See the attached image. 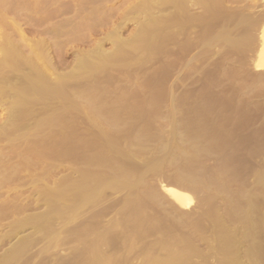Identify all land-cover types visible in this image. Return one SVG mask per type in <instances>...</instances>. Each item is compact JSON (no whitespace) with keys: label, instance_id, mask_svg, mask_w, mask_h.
<instances>
[{"label":"bare ground","instance_id":"1","mask_svg":"<svg viewBox=\"0 0 264 264\" xmlns=\"http://www.w3.org/2000/svg\"><path fill=\"white\" fill-rule=\"evenodd\" d=\"M9 1L12 0H0V111L3 110L6 112L3 117H0V229L5 230V227L8 229L7 231L5 230L6 232L4 231L5 233H0V249L7 246V244L9 246L6 250L0 253V264H32L34 262L33 258L37 257L38 254V251L35 250L37 245L42 243V246L44 245L45 249L41 250L46 253L47 244L48 248L61 245L63 241L61 239L62 234H68L70 238L79 245V248L77 249V257H79V259L76 257L78 260L77 262H73V264H132L134 258H139L138 260H141L140 264H264V138H262L264 135L260 136L261 127L264 129V127L261 126V124L264 123V117L261 114L264 109H262L261 112H259L260 109L257 111L262 116L259 115L258 117H253L257 119L263 117L261 118L263 121L259 120L261 124L255 123L258 127V129L256 127V131H260L257 132L259 133V135H256L257 137L254 136L255 132H252L253 135L245 134H251L250 130H248L250 128H246L247 119L250 121L249 116L251 117V115L248 114V116L247 114H244L246 111H248L247 113L251 112L249 110L255 107L252 103L247 104V102H252L254 99H258L262 108H264V0H140L139 5L133 9V14L135 13L134 15L137 16H134V18H136L138 26L136 29L137 31L133 34L134 36L132 38L128 40L123 39L121 35L126 22V20H124L113 31L108 32L106 37L96 43L93 48H89L90 50L88 51L84 50L77 53L75 55V66L72 70L63 75L58 74L54 80L47 76V69L51 71L55 69L52 60L49 57L50 54L47 47V38L36 41L35 39L31 40L32 38L29 39L30 37L27 36V31L22 28L20 20H18L16 16L15 18L8 17L10 14L8 8L11 6ZM105 1L106 0L66 1L67 7L65 8H67V10L64 11V9H62L64 12H61L70 14L66 15L69 17L61 19L55 24L53 23L50 28L49 24L48 29V19L45 14L47 11L43 13L44 15L41 14V12L32 15L33 13L31 11L30 14L33 17L41 14V16H37L39 18L36 17L39 19L38 24L40 25L38 26L40 28L36 29V33L47 37L48 32V34L53 35L52 38L53 40H56L55 43L61 46L64 45L63 43H70L78 40L79 36L77 37V35H80L79 33L81 32L79 30L84 27L89 32L90 27H92L91 31L94 30L98 25L94 26V28L90 25H92V21H94L95 18L100 19L102 14L104 16L103 19L105 20L98 19L101 23L96 21L93 23L101 25L103 21L107 25V21L110 22L112 10L106 6L107 4L104 3ZM22 2L24 4V0ZM28 2L33 3V1ZM235 2L241 6H234L232 3ZM228 3H231L234 8L228 6ZM40 4L47 5V3L43 4L42 1ZM42 5L41 8L46 7H42ZM34 6L37 7V4H34ZM12 8L13 7L11 6V10ZM16 9L15 11L13 10L15 15ZM34 10L32 11L34 12ZM18 11L23 14L25 12L24 10H21L24 12H20V9H17V14ZM51 13L53 14L54 12ZM51 13L49 14L51 15ZM100 13L102 14L97 17ZM26 14L27 12L24 16L26 20L21 17V14L19 18L21 17L25 22H31L33 19L32 16H26ZM52 16L53 18L55 17L54 15ZM56 16L58 17V15ZM59 18L60 17H58V19ZM88 21H91V24L88 23ZM86 23L90 25L85 26ZM32 25L35 26L34 23ZM81 25L84 27L82 26L81 28ZM32 28H30V30ZM34 28L33 31L31 30L33 34L35 32ZM81 34H83V32H81ZM105 42H110L113 45L114 50L111 52L106 51L104 48ZM216 48L218 49L216 50ZM214 50L217 52L215 53ZM212 53L229 57L230 59H226V61L231 60L232 58L234 61L236 60L237 64H235V62L233 65H239V72H242V75L238 72L236 75H240L241 77L235 76L232 80L238 81L237 83L242 82L243 85L244 83H247L245 84V89H248L249 91H245L244 93L241 92L243 95H239V91L237 92L238 95H234V93L231 94V90L236 89V85L239 87V84H236L234 81L231 82L232 80L230 81L229 72H232L233 74L237 66L234 67V69H231L232 71H224V76L221 78L227 76L228 78L226 77V79L228 82L230 81L228 83L230 85L229 87L228 85H224L225 87L223 88L226 90L229 89L228 91L233 95L231 96L232 98L234 96V98H236V96L244 97V95H248L249 98L248 96L245 97L248 98L249 101L245 100V97H241V100L243 99L245 101H241L240 103L244 104L239 106L238 104L240 103L237 102L238 104L235 105V101H228L231 97H229V92L224 91V89L223 91L229 95L224 94L223 96L226 97L222 99L226 100L224 103L221 102L223 108H225L222 111L223 121L220 120L216 122L215 118L212 117L211 119V117L207 116L209 114L207 113L208 111H204L206 114L205 120L209 123L207 127L210 128L212 126L210 129L214 128L213 130L216 131L213 124L217 123L215 125H219L220 127L218 126V128H222V132H216L221 134L217 135L214 131V137H212L210 132H204L205 135L209 136L205 137L199 135L198 138L196 135L197 131L195 130L192 132V139L195 145L190 147L193 148L190 150H194L192 151L194 152V156L192 155L193 153L189 154L195 157L192 162L196 163L193 164L200 166V159L198 161L197 159L201 158L200 155L204 154L209 162L213 161L215 164L216 160L221 163L224 162V164H219L221 170H216V168H218V166L216 167L217 164H211V166L216 167H214L215 169L212 168L217 171L215 173H212L208 167V171L205 170L202 172H200L199 167L190 168L192 170V174L190 173L191 179L189 181L190 188L185 186L186 188L183 187V189H177L171 186H169L170 188H167L168 186H166L165 190L169 198L164 197L161 200V196L155 190L151 191L150 198L152 199L148 197L149 201L160 199L165 206L167 203H170L168 206L172 208L175 207L177 211L181 210L178 209V207L183 208L182 210H184V208H191V211L195 213L197 210L202 211L201 215H193L188 220V226L190 227L191 232L189 236L185 237L175 233V228H173V230L170 228L173 226L172 224L167 228V225L165 227V225H162L159 222H154L152 217L150 218L153 220H150L149 216L148 218L147 216L146 218L144 217L146 198L142 197L144 194H142V196L138 194L136 188L146 178V175L142 174L145 173V171L142 169L140 170V168L146 167L149 169V172L154 173L155 169L153 170V168H151L152 166L154 167V164L150 165V162H152L150 161L143 167L139 166V164L136 165L137 163L135 164V162L129 158L128 154L124 152L125 149L122 147V149L120 148L119 141L122 143V140H120V137H116L119 141L116 140V138L114 139V134H111V128L113 127L108 124L109 122L107 119L116 118L118 116V111L115 108L123 109L131 107L132 104L128 102V98L130 101V97L127 93H123L122 95H119L121 97L118 98L117 101H114L115 103L110 102L109 100L113 101L116 100V98L113 100L111 98L108 99V93L105 94V89L99 88L102 85H99L98 81H100V77H104L105 73L109 70L111 71V69L119 70H114L116 73H119L121 70V72L123 71L127 74V69L130 70V68H133L134 66H150L149 63L154 61V57L155 60L158 59L156 60L157 62L154 61L157 65L159 63L165 64L166 61L163 59H166L168 56L169 57L166 60L172 56L176 57L175 61H177V68H175L178 71L174 68L175 74L178 73L179 76H182V73L185 71H188L190 74L196 73L197 75L199 72L202 74L203 71L204 73L207 72V70L204 68L202 69V67H204L205 64V67H207V64H209L207 63V60ZM170 54H172V56H170ZM159 57L163 58L162 60L164 63L162 61L160 62L161 58L159 60ZM215 58H213V60L220 59V57ZM215 60L214 62H216V64L220 62V60H217L218 62ZM221 61H223L222 58ZM234 61H230L231 63L229 65L227 63V66H231ZM146 63H148V65H146ZM153 63L150 67L156 64ZM167 64L168 63L162 65V68L159 66L160 69H162L159 70L160 73H163V76L159 75L160 77H163V81L160 80L161 84L159 83V80L157 81L149 78L152 81L159 83H155L156 85L152 86L153 88L157 87V89H159L157 97L165 94V86H163L162 82L165 80L164 85L167 84V76L171 75V73H168L169 70H166L168 69L166 67H169ZM196 64L203 65L201 67L203 71L196 68ZM221 66V63H219L218 68H216V65L215 68L220 70ZM249 67H251V69L253 67L258 73L253 74V70L251 74L248 72L251 71L249 70ZM163 68L168 71L166 74L165 72H161L164 70ZM210 69L211 68H209V70ZM110 71L108 73H111ZM123 72L120 73V75L124 74ZM216 72L215 74H212L213 72H211V74H206L217 76ZM138 74L141 75L140 73ZM201 74L199 73V75ZM250 74L255 76L251 77ZM242 76L246 79L243 81L240 80L239 82L238 79H242ZM106 77H110V75ZM124 77H126L125 74ZM248 78H250V81ZM106 79H108V81H106ZM106 79L104 78L102 80H105L104 83L107 82L106 84L108 85V82L113 78L111 77L110 80L109 78ZM226 79H222V86L226 83V81H224ZM82 81H85L87 86L83 85L84 83ZM82 85L86 87H82ZM247 85L249 88H247ZM94 86L102 90H99ZM202 86L204 87L203 84ZM230 86H232V89ZM177 87L180 86L178 85ZM105 88H107V86ZM212 88L214 89V87ZM184 89L187 90H184L183 92L189 91L188 88ZM199 91H201V89ZM219 91L221 90L219 89ZM122 92L126 91L123 89ZM206 92L202 98L210 99V92ZM153 94L156 93L154 92ZM207 94L209 95L208 97L205 96ZM197 96L201 97L199 94H197ZM200 97L198 100L196 99V101H203V103L207 105V102L204 101H208V99L202 100ZM145 98H143L142 101L145 100ZM161 100L163 102V100L166 101L169 99L165 100L161 98ZM106 101L109 102L106 103ZM82 102L84 103L82 104ZM190 102L193 103L194 101L192 100ZM231 103L233 104L231 105ZM134 104L135 103H133V108ZM158 104L160 105L161 103ZM200 104L198 103L197 106ZM246 104L247 108L251 105H253V108H251V106L249 107L251 109H245ZM152 105L153 104L150 106ZM166 105L170 104L166 103L164 105L165 108L167 107ZM161 106H159V108H161ZM233 106H236L237 109L234 107L235 111L232 112ZM242 106H244L243 108L246 111H242V108H240ZM67 107L68 109H74L76 112H83L85 113L84 115L89 118L85 119V121L80 119V121H82V124H86V122L88 123L86 120H89L92 127L90 124H86V126H90L89 128H91V131L94 130L93 132H95V129L97 130L96 133H92L93 137L91 140L88 138V140H84L85 138L83 139L82 136L80 137L70 130V127H68L70 121L68 122L67 119L74 116L69 115V117L66 118L68 114L62 110L64 108L67 109ZM82 108H85L84 111H82ZM48 112H51L49 117H47ZM216 112H219V110L217 109ZM234 112H236V114ZM252 112L254 113V111ZM150 114L151 113H149V115ZM233 114H235L234 116L237 118L241 116L237 120H242L243 118L248 117L243 119V121L247 120L245 121L246 124H244L245 122L243 123L246 126L242 125L241 127L243 130L238 127L243 121H236L233 119ZM79 115L77 117H81ZM252 115L254 116V114ZM119 116H122V114H119ZM161 116L162 115L158 117ZM195 117L197 118V116ZM204 117L205 116L203 115L199 118L203 119ZM82 118L84 119V117ZM126 119L127 118H125V120ZM106 120L108 123H106ZM118 121L119 120H115L110 123H113L114 125L115 123H120ZM234 122L237 126L236 129L240 128L238 131L241 130L240 132H243L245 130L248 132L244 131V134H239L240 132L236 131V129L234 130ZM236 122H238L239 125L236 124ZM74 124L77 125V123ZM191 124L193 125L192 122ZM248 124L250 125L247 127H250L252 126L251 124L254 123L250 121ZM258 125H260V127ZM200 126L202 125L200 124ZM141 127L139 126L140 130H142ZM147 127L149 128V126ZM193 127H191V130ZM72 128L74 129V127ZM194 128L196 129L197 127ZM47 129H49L50 133L54 132V130H58V132L55 131V135L56 137L58 135L61 137L57 143L51 144L47 142ZM140 130L138 131L140 132ZM199 130L200 129H198V132L203 133L202 129ZM116 131L114 130V132ZM77 133H79V130H77ZM80 133L85 132L80 130ZM142 133H146L145 130ZM88 136L90 137V135ZM203 138H208V140L209 138L212 139V141L209 140L210 142H207L210 146H207V144L204 143L207 140L204 141ZM213 138L215 140H213ZM53 139L55 140V138ZM199 140H203V142H199ZM138 141H140V138ZM211 142H213V145H211ZM132 145L134 144L132 143ZM198 146L199 148L204 147L198 150ZM244 152L246 153L244 154ZM137 154L139 155V153ZM132 155L136 156L135 153ZM73 157L76 159L74 163L79 162L84 168L78 170L76 173L77 178L69 179L70 177H68L67 181H63L62 184L58 183L60 186L56 185L57 187L59 186L57 190L55 189L56 192H49L51 187L49 188V186H47L49 183L47 184V182H45L47 180L46 176L50 174H47L48 169L55 165L54 162L56 160H73ZM222 158L224 160H222ZM112 166H116L118 169L120 166H124L128 171L115 172L114 169L116 168L113 167V171L110 169L112 173L110 171V173H105L106 171L101 172L106 170H101V168L108 169ZM80 167L81 166H79V168ZM39 169L42 175L38 172ZM139 170L140 172H137ZM141 171L144 172L141 173ZM218 171L221 172V174ZM130 172H134V174L132 173L131 175ZM205 172V176L200 175V173ZM153 173L152 175H154ZM216 173H219L220 176ZM45 174L46 176H43ZM157 174L160 175L159 173ZM162 174L163 173H161L159 177H161ZM38 175H41V177ZM158 175H156V177ZM147 176L149 177V175ZM185 176H187V178L189 177V175ZM44 177H46L45 181L43 179ZM232 187H235L236 189H233ZM23 188L33 189L35 193L37 190L41 189L37 194L40 192L43 198H45V203L47 204L48 202L50 207L48 214L46 211L40 216L32 214L22 218L20 217L22 213L26 211V208L23 207L20 202L22 201L20 199H22L21 196H23L21 193V189ZM187 189L190 190L189 192H191L192 195L186 192ZM110 192L125 193V196L123 195L124 208L121 212L125 214V216L127 214L128 217L123 221H117V219H115L113 223L110 225L106 224V227H104L102 220L110 209H107V206L105 207V210H101V208L103 207L102 205L106 203L104 202L105 199L109 198L107 196ZM148 194L149 191L146 192V195ZM41 195L40 197L42 198ZM112 199H107V201H111ZM195 199H197V201L195 206H193ZM155 202L156 204H159V202ZM112 204L115 203L113 202L109 205ZM32 205L33 203L28 206V209L30 207L32 208ZM115 208H117L116 205ZM86 211L92 213L91 216H89L91 218L88 219L89 217H87V214L86 219L83 218L80 221L79 218L83 217ZM10 218L12 221L5 226L3 222ZM57 220L66 223L63 229L59 230V228L57 230V228L54 227L57 225L55 224ZM78 220L79 222L76 223ZM28 230H30V233L24 235V232L26 233ZM152 234H159L158 243H154V245H158V247L147 251L145 246L142 247L143 249L141 251L135 252L136 245L140 244L143 238L145 239V236ZM66 241L67 240L65 239V242ZM141 245L144 246V243ZM43 252L42 254H44Z\"/></svg>","mask_w":264,"mask_h":264},{"label":"rangeland","instance_id":"2","mask_svg":"<svg viewBox=\"0 0 264 264\" xmlns=\"http://www.w3.org/2000/svg\"><path fill=\"white\" fill-rule=\"evenodd\" d=\"M23 1V0H22ZM21 0H12V1H9V3H11V6L13 7L12 8V10H11V6H9V15H8V17L9 18H15V16H16V18H18V20H20V22H21V25H22V28L23 29H25V31H27V33H28V35L27 36H29L28 38L29 39H31V40H33V39H35V41L36 40H39V39H43V38H47V47H48V52H49V54H50V59L52 60V64H53V67L55 68L53 71H51V70H48L47 69V76L51 79L52 78V80H54L55 78H56V76L59 74V75H63V74H66V73H68L69 71H71L72 70V68L75 66V55L77 54V53H79V52H82V51H84V50H86V51H88V50H90L89 48H93V46L94 45H96V43H98L99 41H101V40H103L105 37H106V35H107V33L108 32H111V31H113L119 24H121L124 20H126V22H125V25H124V28H123V30H122V32H121V35H122V37H123V39H130V38H132L134 35L133 34H135V32L137 31L136 29H137V26H138V24H137V21H136V18H134V14H133V9L134 8H136L137 7V5H139V3H140V0H106L104 3H106L107 5V7L108 8H110L111 10H112V16H111V18H110V22L109 21H107L108 22V24L106 25V23H104L103 21L105 20V19H103L104 18V16H103V14L102 13H100L99 15H97V17H99L101 14V18L99 19V20H102L103 19V21H102V24H105V25H100V24H97V23H93L94 21H96V22H98V23H101L97 18H95V20L94 21H92V25H90L91 23V21H88V23H90V24H88V23H86V25L85 26H87V25H90V26H93V28H94V26H97L94 30H92L91 31V29H92V27H90V32L87 30V29H85V27L83 26V25H81L80 27L82 28V26L84 27L83 29H81V28H79V29H81V30H79V31H81V32H83V34H81V32L79 33L80 35H77V37H78V40H76V41H72V42H70V43H63L64 45H61V46H59V45H57V43H55V41L56 40H53V35H50V34H48V32H47V37L46 36H43V35H38L37 33H36V29L38 28H40V27H38V26H40L39 24H38V20L39 19H37V18H39V17H37V16H41V14H43V13H45V11H47L45 14L47 15V29H48V25L50 24V26H49V28L50 27H52L51 25H53V23L55 24L57 21H60L61 19H65V18H68L69 16H66V15H70V14H66V13H63L65 10H67V8H65V7H67V2L66 1H68L69 2V0H26L27 2L28 1H33V5L31 4V3H27L25 0H24V4H23V2H22ZM34 1H36V2H34ZM43 2V4H45V3H47V5L45 4V5H42V4H40V2ZM44 1H45V3H44ZM49 1V2H48ZM52 1V2H51ZM64 1V2H63ZM108 1V2H107ZM15 2V3H14ZM39 4H38V3ZM14 5H13V4ZM27 3V4H26ZM236 3V2H235ZM232 3V4H234V6H239L240 4H238V3ZM18 4H20V5H18ZM25 4H26V6H25ZM31 4V5H30ZM34 4L36 5L37 4V7L36 6H34ZM50 4V5H49ZM232 4L231 3H228L227 5L228 6H232ZM10 5V4H9ZM16 5V6H15ZM18 5V6H17ZM41 5H42V7L43 6H46V7H43V8H41ZM25 8H24V7ZM30 6V7H29ZM39 6V7H38ZM62 6V7H61ZM105 6V7H106ZM234 6H232L233 8H234ZM241 6V5H240ZM8 7V6H7ZM47 7H48V9H47ZM231 7V8H232ZM17 8L18 10L20 9V12H24V14L23 13H19V11H18V14H17V9H16V15L14 14V11H15V9ZM32 8H34V9H37V10H34V9H32ZM39 8V9H38ZM46 8V9H45ZM31 9V10H30ZM42 11H41V10ZM53 9V10H52ZM62 9H64V11L62 10ZM14 10V11H13ZM21 10H24V11H21ZM32 10H34V12L32 11ZM38 10H40V11H38ZM51 10V11H50ZM58 10H60V11H58ZM11 11V12H10ZM30 11L33 13L32 15H36L37 13H39V12H41V14H38L37 16H32L31 14H30ZM37 11V12H36ZM56 11V12H55ZM61 11H63V12H61ZM27 12V14H26V16H28V15H30V16H32V21L30 22H25L24 21V19H25V13ZM51 12H54L53 14L51 13ZM60 12V13H59ZM49 13H51V15L49 14ZM20 14L22 15L21 17L22 18H24L23 20H22V18L20 19L19 18V16H20ZM48 14H49V18L51 19H49L48 18ZM44 15V14H43ZM42 15V16H43ZM52 15H54L55 17L53 18V16ZM56 15H58V17H60L59 19H58V17L56 16ZM14 16V17H13ZM51 16V17H50ZM37 17V18H36ZM135 17H137V16H135ZM57 18V19H56ZM22 20V21H21ZM26 20V19H25ZM19 22V23H20ZM25 22V23H24ZM106 22V21H105ZM34 23V25L35 26H33L32 24ZM37 24V25H36ZM26 25V26H25ZM24 26V27H23ZM32 26H33V28H34V30H35V32H34V34H33V28H32ZM37 26V27H36ZM26 27V28H25ZM30 28H32L31 30H30ZM88 28V27H87ZM31 32H30V31ZM88 32H87V31ZM29 31V32H28ZM32 33V34H31ZM78 34V33H77ZM85 34V35H84ZM40 36V37H39ZM83 36V37H82ZM80 37H82L81 39H79ZM51 39V40H50ZM62 39H64V38H62ZM104 48H105V50L106 51H109V52H111V51H113L114 50V48H113V45L110 43V42H105V44H104ZM218 48H216V50H217ZM216 50H214L215 51V53L217 52ZM213 51V52H214ZM197 52V51H196ZM155 56H158V55H155ZM160 56V55H159ZM170 56H172V54H170ZM162 57V56H161ZM161 57H159V60H160V58ZM169 57V56H168ZM168 57H166V59L168 58ZM215 57H220V59H217L218 61L220 60V62L219 63H221V69L220 70H218V69H216V68H218V66H219V63L218 64H216V62H214V60L216 59ZM213 58H215L214 60H213ZM221 58H222V60L223 61H221ZM236 58V57H235ZM163 58H161V60H160V62L162 61L163 63H164V61L163 60H165L166 62H165V64L166 63H168L167 65L169 66V67H166V68H168V69H166V70H169V72L168 71H166L164 68V70L163 71H161V72H165V74H166V72H168V73H171V75L170 76H167L168 77V79L166 80V83L167 84H165L164 85V82H165V80H164V82H162V84H163V86H165V94L164 95H161V96H159V97H157V95H158V93H159V89H157V87H152V86H154V85H156L158 82H156V81H152V80H159V83L161 84V81H163L162 79H163V77H160V76H163L162 74L163 73H160V71L159 70H162V69H160V67L159 66H161V68L163 67L162 65H165V64H162V63H159L158 65H157V61L156 60H158V59H156L155 60V57H154V61H156V62H154V61H151L152 63L154 62V63H156V64H154V66L152 65V67H150L151 66V62L149 63V65L150 66H144L143 67V65H140V66H131V67H133V68H130V70L129 69H127L128 70V72H127V74L126 73H124L123 71V73L125 74V76L126 77H124V74H121L120 75V73H122L121 72V70H120V72L118 73H116L115 71H119V70H115V69H111V73H105V76L104 77H100V81H102V82H100V81H98V84L100 85H102L101 87H99V88H103V89H105L104 90V92H105V94L106 93H108L107 95H109V98L108 99H115L116 98V100H113V101H111V100H109L110 102H113V103H115L114 101H117V99L118 98H120L121 96H119V95H122L123 93H127V95H129V97H130V101H129V98H128V102H130V104H132V108H133V103H135L134 104V110L131 108V107H129V108H115V109H117V111H118V113H117V115L119 116V114L121 115L122 114V116H117L116 118H108L107 120H108V122H107V120H106V123H108L111 127H113V128H111V134H114L113 135V137H114V139L117 137V138H119L120 137V140H122V143H120V141L116 138V140H118L119 141V146H120V148L122 147L123 149H125V151L124 152H126V154H128V156H129V158L131 159V160H133V162H135V164L136 165H138L139 164V166H141V167H143V166H145L146 164H148L150 161H152V162H150L151 164L150 165H152V164H154V167L152 166L151 168H153V170L155 169V172L153 173V172H149V169L148 168H140V170L142 169V170H144L145 171V173H142V172H144V171H141V173L142 174H145L146 175V178L137 186V193L138 194H140L141 196H142V194H144L142 197H145L146 199H145V206H146V208H145V212H144V217L146 218V216H147V218H148V216H149V219L150 220H153L154 222H159V223H161L162 225H165V227H166V225H167V228H169L170 227V224H172L171 226L172 227H170L172 230H173V228H175L174 229V231H175V233H177V234H179L180 236L182 235V236H185V237H187V236H189L190 235V232H191V230H190V227L188 226V220L194 215V216H198V214H200L201 215V213H202V211L201 210H197L196 211V213L195 212H193V211H191V208H187V209H185L184 208V210H182L183 208H181V207H178V209H181V210H179V211H177L176 209H175V207H170V206H168V205H170V203H167L166 204V206H165V204H163L162 202H161V200L165 197H168V195H167V193H166V190H165V188H166V186H168L167 188H170L169 186H171V187H173V188H177V189H180V188H182L183 189V187L184 188H186L185 186H187L188 188H190L189 187V181H190V176H191V172H192V168H194V167H199V170H200V172H202V171H205V170H207L208 171V169H207V167L209 168V170L212 172V173H215V172H217V171H215L214 169L218 166V168H216V170H218V169H220L221 170V167H219L220 165L219 164H224V162H218L217 160H216V164L215 163H213V161H208L207 159H206V156L204 155V154H202V155H200L201 156V158H198L197 159V161L199 160V162H200V166L199 165H194L195 163L194 162H192L194 159H195V157H193L194 156V152H192V151H194V150H190V149H193V148H190V147H193L195 144H194V142H193V139H192V132L193 131H197V137L199 138V135H201V136H205V137H207V136H209V135H205V133L204 132H210L211 133V135H212V137H214L213 135H214V131L215 130H213L214 128H212V129H210L212 126H211V123H210V128L209 127H207L208 126V122L205 120L206 119V114L204 113V111L206 112V111H208L207 113H209L207 116H209V117H211V119H212V117L213 118H215V121L216 122H218V121H220V120H222L223 121V110L225 109V108H223V105L221 104V102L222 103H224V101L226 100H223L222 98H225L226 96H223L224 94H226V95H229L230 94V92L228 91V90H226L225 88H223V87H225L224 85H228V87H229V85L230 84H228L232 79H234V77L235 76H237L236 74L239 72V70H240V68H239V65H233V63H235L236 62V60L234 61L233 60V58L231 59V60H228V61H226V59H230L229 57H227V56H223V55H216V54H214V53H212V54H210V56H209V58H208V60H207V63H209V64H207V67H205L206 66V64L204 65V67H202L201 66V64H196V68H198V69H200V70H202L203 68L205 69V70H207V72H205L204 73V71H203V73L201 74V72H199L201 75H199V73H197V75H196V73L195 74H190V73H188V71H185V72H183L182 73V76H179V74L177 73V74H175L174 73V71H175V69L177 68V66H176V62L177 61H175L176 60V57L175 56H172V57H170L168 60H166L165 58L162 60ZM172 59V60H171ZM209 59H211V60H209ZM217 60H215V61H217ZM217 61V62H218ZM230 61H234V62H232V64H231V66H229V67H231V68H229L228 66H227V63H228V65L231 63ZM172 62H173V64H172ZM211 62V63H210ZM223 62V63H222ZM235 64H237V62L235 63ZM145 65V64H144ZM146 65H148V63H146ZM166 65V66H167ZM173 65H174V67H173ZM209 65V66H208ZM215 65H216V68H215ZM195 66V65H194ZM136 67V68H135ZM138 67V68H137ZM141 67V68H140ZM176 67V68H175ZM201 67H202V69H201ZM234 67H236V69L234 70V73L232 74V72H229V71H232L231 69H234ZM143 68V69H142ZM147 68V69H146ZM159 68V69H158ZM172 68V69H171ZM175 68V69H174ZM209 68H211L210 70H209ZM229 68V69H228ZM136 69V70H135ZM139 69V70H138ZM144 71H142V70ZM216 69V70H215ZM226 69V70H225ZM115 70V71H114ZM141 70V71H140ZM177 70V69H176ZM211 70H213V71H211ZM242 70V69H241ZM248 70V69H247ZM249 70H251V71H248V72H252L253 70H254V68L252 67V69H251V67H249ZM138 71H140V72H138ZM178 71V70H177ZM217 71V72H216ZM226 71H228L229 73H230V81L228 82L227 81V79H226V77L227 76H225L224 78H221V77H223L224 76V73ZM243 71V70H242ZM135 72V73H134ZM211 72H213L212 74H215V72L217 73L216 75L217 76H212V75H207L208 73H210L211 74ZM219 72V73H218ZM138 73H140L141 75H139ZM184 73H185V75H184ZM207 73V74H206ZM242 73V72H241ZM240 72H239V74H241ZM258 72L257 71H253V74H257ZM173 74H174V76H173ZM204 74H205V76H204ZM243 74H245V73H243ZM248 74V73H247ZM252 74V73H251ZM250 74V75H251ZM108 75H110V77H106V76H108ZM136 75V76H135ZM138 75V76H137ZM160 75V76H159ZM176 75H178V76H176ZM181 75V74H180ZM196 75V76H195ZM242 75V74H241ZM183 76H185V77H183ZM208 78H207V77ZM245 76V75H244ZM244 76H242V79L240 78V79H238V78H235V79H238L239 80V82H240V80L241 81H243L244 79H246ZM246 76H248V75H246ZM252 76H255V75H251V77ZM111 77L114 79H111ZM154 79H153V78ZM178 77V78H177ZM206 77V78H205ZM211 77H214V78H211ZM237 77H241L240 75H238ZM248 77H250V76H248ZM106 79V78H109V82H108V85L106 84L107 82H105L104 83V81L105 80H102V79ZM148 78V79H147ZM149 78H151V79H149ZM160 78V79H159ZM182 78V79H181ZM183 78H184V80H183ZM219 78V79H218ZM221 78V79H220ZM228 78V77H227ZM179 79H181V80H179ZM201 79V80H200ZM212 79V80H211ZM222 79H226V80H224V81H226V83L225 84H223V86L221 85L222 84ZM250 78H248V80H249ZM161 80V81H160ZM106 81H108V79H106ZM151 81H152V83H153V85H152V83H151ZM234 80H232L231 82H233ZM250 81V80H249ZM84 84L83 85H86L87 86V84H86V82L85 81H82ZM113 82V83H112ZM175 82V83H174ZM217 82H219V83H217ZM236 84H239V87H238V85H236L237 86V88L236 89H232V86H230V88L232 89L231 90V94H233L234 93V95H236L237 94V92L239 91L240 92V94L239 95H241L242 93L241 92H245V91H249L248 89L246 90L245 89V84H247V83H244V85H243V83L242 82H240V83H237L238 81H234ZM244 82H247V81H244ZM151 83V84H150ZM156 83V84H155ZM158 83V84H159ZM205 83V84H204ZM250 83V82H249ZM106 84V85H105ZM147 84V85H146ZM202 84L204 85V87L202 86ZM207 84V85H206ZM215 84V85H214ZM82 85V87H86V86H83ZM168 85V86H167ZM174 85V86H173ZM180 86V87H177V86ZM218 85V86H217ZM231 85H232V83H231ZM98 86V85H97ZM107 86V88H105ZM177 88H176V87ZM200 86H202V87H200ZM235 86V85H234ZM95 87V86H94ZM93 87V88H94ZM141 87V88H140ZM148 87V88H147ZM166 87H167V89H166ZM206 87V88H205ZM209 87V88H208ZM212 87H214V89L212 88ZM217 87H218V89H217ZM220 87V88H219ZM222 87V88H221ZM92 88V89H93ZM95 88H98V87H95ZM98 88V89H99ZM111 90H110V89ZM120 88V89H119ZM146 88V89H145ZM158 88H161V87H158ZM174 88V89H173ZM180 88V89H179ZM184 88H188V90L189 91H185V92H183L184 90H187V89H184ZM201 89V91H199L200 89ZM247 88H249V86L247 85ZM83 90H85L84 88H82ZM97 89V90H98ZM124 89V91H126V92H122V90ZM142 89V90H141ZM192 89H193V91H192ZM211 89V90H210ZM219 89L221 90V91H219ZM225 89V90H224ZM237 89H240V90H237ZM88 90V89H87ZM99 90H102V89H99ZM109 90V91H108ZM119 90H121V91H119ZM140 90V91H139ZM144 90V91H143ZM149 90V91H148ZM152 90H154V91H152ZM157 90V91H156ZM208 90H210V91H208ZM215 90H216V92H215ZM228 91L229 92V94H227V93H225L224 91ZM96 91V90H95ZM108 91V92H107ZM169 91V92H168ZM200 93H199V92ZM210 92V94L209 95H211L210 96V99H208V98H202V96L205 94V92ZM97 92V91H96ZM119 92V93H118ZM122 92V93H121ZM142 92V93H141ZM149 92V93H148ZM151 92H152V94L155 92L156 94H151ZM166 92H168V93H166ZM188 92V93H187ZM194 92V93H193ZM206 92V93H207ZM141 93V94H140ZM196 93V94H195ZM220 93H222V94H220ZM143 94V95H142ZM192 94V95H191ZM197 94H199V95H201V97H200V99L202 98V100H206V99H208V101H204V102H207V105L206 104H204L203 103V101H196V99L198 100V96H197ZM216 94V95H215ZM230 94V96L229 97H231V96H233V95H231ZM113 95V96H112ZM137 95H139V96H137ZM148 95V96H147ZM169 95V96H168ZM208 94L207 95H205L206 97H208L209 96ZM238 95V94H237ZM243 95V94H242ZM137 96V97H136ZM155 96V97H154ZM169 97V98H163V97ZM171 96V97H170ZM204 96V97H205ZM214 96V97H213ZM219 96V97H218ZM247 97L248 95H244V97ZM106 97V96H105ZM104 97V98H105ZM108 97V96H107ZM146 97V98H145ZM235 97V96H234ZM229 98V99H231V100H229L228 99V97H227V99H228V101H230V102H233V101H235L236 103H234L235 105L236 104H238L237 102H241V101H245V100H247V101H249L248 100V98H249V96H248V98H244L243 96H236V98ZM241 97L242 98H244L245 100H241ZM143 98H145V100H143L142 101V99ZM154 98H156V99H154ZM161 98L162 99H169V100H166V101H164L163 100V102H162V100H161ZM131 99H133V100H131ZM137 99V100H136ZM152 99V100H151ZM175 99V100H174ZM194 101L193 103L192 102H190V101H192V100ZM216 99V100H215ZM220 99V100H219ZM106 100H107V98H106ZM161 100V101H160ZM215 100V101H214ZM239 100V101H238ZM251 100V99H250ZM108 101V102H109ZM134 101V102H133ZM136 101V102H135ZM138 101H139V103H138ZM155 101H156V103H155ZM158 101V102H157ZM160 101V102H159ZM175 101V102H174ZM211 101H212V103H211ZM252 101V100H251ZM107 101H106V103H108ZM133 102V103H132ZM147 102V103H146ZM150 102H151V104H153L152 106H150L151 104H150ZM168 102H170V103H168ZM172 102H173V105H172ZM200 102H201V104H200ZM84 102H82V104H83ZM143 103H146V104H143ZM158 103H161L160 105L158 104ZM170 104V105H166L167 107L165 108V104ZM200 104V105H198L197 106V104ZM249 103H252V104H254V108H253V105H251V106H248V108L249 107H251V108H253V109H251V108H249V109H251V110H249V111H251V112H249V113H247L248 111H246L245 109L247 108V104H249ZM111 104V103H110ZM127 104H129V103H127ZM129 104V105H130ZM163 104V105H162ZM218 104V105H217ZM221 104V105H220ZM233 103H231V105H232ZM244 104V103H243ZM242 103H240V104H238L239 106L240 105H243ZM247 104H246V106H245V109L243 108L244 106H242V107H240V108H242V111L244 112V111H246V113H244V114H249V115H251V117L249 116V118H250V121L252 122V123H254V124H251L252 126H250V127H247L248 125H250V124H248L250 121H249V119H247V120H244L243 121V119H246V118H248V117H245V118H243L242 120H237V119H239L241 116H239V118H237L236 116H234L235 114H236V112H238V111H240V110H238V111H236V112H234L235 114H233V119H235L236 121H243L242 123H240V125H239V123L238 122H236V124H238L239 126L238 127H242V125H244V124H246V122L245 121H247V126L246 125H244V126H246V128H250V129H248V130H250V132H251V134L249 133H245V134H247V135H253V133L252 132H255L254 133V136L255 137H257L256 135H259V133H257L258 131H256V124H261L260 123V121L259 120H261V118H263L264 117V110H263V113L261 112V110L262 109H264V108H262V105L260 104V101H258V99H254V101H252V102H247ZM85 105V104H84ZM142 105V106H141ZM148 105H149V108H148ZM161 106V108H159V106ZM205 105V106H204ZM209 105V106H208ZM136 106H139V107H136ZM145 106V107H144ZM173 106V107H172ZM175 106H177V107H175ZM197 106V107H196ZM213 106V107H212ZM140 107H142V108H140ZM151 107H154V108H151ZM178 107H180V108H178ZM216 107V108H215ZM234 107H236V106H233V109H234ZM137 108H139V109H137ZM176 108V109H175ZM219 108H221V109H219ZM247 108V109H248ZM84 109L85 108H82V111H84ZM197 109H199V110H197ZM208 109V110H207ZM214 109H216V110H214ZM217 109L219 110V112H216L217 111ZM232 109V112L233 111H235V109L233 110ZM236 109H237V107H236ZM239 109V108H238ZM244 109V110H243ZM259 109H260V111H259ZM71 112H70V111ZM122 110V111H121ZM221 110V111H220ZM62 111H65V113L66 114H68V116H66V118L67 117H69V115H73L74 117H69L68 119H71V120H68L67 119V121L69 122L68 123V127H70V130H72L75 134H77V135H79L80 137L82 136V138L84 139V140H91V138L93 137V134L94 133H96L97 132V130L95 129V132H93V131H91V128H89L90 126H91V123L89 122V120H86V121H88V123L86 122V124L88 125V124H90V126L88 127V126H86V124H82L81 122L82 121H80V119L81 120H83V121H85V119H89L88 117H86L84 114L85 113H83V112H76V111H74V109H68V107H67V109L66 108H64ZM129 111H130V113H129ZM144 111H146V112H144ZM210 111V112H209ZM252 111H254V113L252 112ZM257 111H259V112H261V114L263 115V117H259L258 119L257 118H253V117H258L259 115L260 116H262L259 112H257ZM121 112V113H120ZM138 112H139V114H138ZM202 112V113H201ZM222 112V113H221ZM6 112L5 111H0V117H3L4 116V114H5ZM142 113V114H141ZM145 113V114H144ZM149 113H151L150 115H149ZM162 113V114H161ZM219 113V114H218ZM221 113V114H220ZM239 113V112H238ZM242 113V112H241ZM254 114V116L252 115V114ZM76 114V115H75ZM80 114V115H79ZM124 114V115H123ZM142 115V117H141V115ZM156 114V115H155ZM203 116H205L203 119L202 118H199V117H202L201 115ZM49 115H51V112H48L47 113V117H49ZM81 116V117H77V116ZM144 115V116H143ZM148 117H147V116ZM160 115H162L161 117H158V116H160ZM194 117H193V116ZM242 115H243V113H242ZM195 116H197V118L195 117ZM77 117V118H76ZM82 117H84V119L82 118ZM86 117V118H85ZM138 119H137V118ZM156 117H158V118H156ZM236 117V118H235ZM73 118V119H72ZM76 118V119H75ZM125 118H127L126 120H125ZM145 120H144V119ZM194 118H196V119H194ZM194 119V120H193ZM200 119V120H199ZM209 119V118H208ZM211 119H209V120H211ZM257 119V120H256ZM80 121V122H78V121ZM110 120V121H109ZM115 120H119L118 122H120V123H115L114 125H113V123H110V122H114ZM139 120V121H138ZM154 120V121H153ZM234 120V121H235ZM73 121V122H72ZM144 121V122H143ZM147 121V122H146ZM193 123V125H194V127H197L198 129H202V131H203V133L202 132H198V129L196 128H194L193 127V125L191 124V122ZM195 121V122H194ZM197 121V122H196ZM214 121V122H215ZM256 121H258V122H256ZM261 121H263V119L261 120ZM131 122V123H130ZM211 122V121H210ZM214 122H212V123H214ZM245 122V123H244ZM74 123H77V125L76 124H74ZM85 123V122H84ZM142 123V124H141ZM148 125H147V124ZM219 123H221V122H219ZM244 123V124H243ZM256 123V124H255ZM80 124V125H79ZM141 124V125H140ZM200 124L203 126H200ZM215 124H217V123H215ZM215 124H213V127H215L216 128V131H220V132H222V128L220 129V128H218V126L219 125H215ZM264 124V123H263ZM263 124H261V126H263L264 127V125ZM116 125V126H115ZM141 127V129L142 130H140V128H139V126ZM83 126V127H82ZM147 126H149V128L147 127ZM233 126H235V128H234V130L236 129V125H235V122H234V125ZM259 127H260V125H258ZM72 127H74V129L72 128ZM92 127V126H91ZM117 127V128H116ZM152 127H154V128H152ZM191 127H193V129L191 130ZM220 127V126H219ZM252 127V128H251ZM83 128V129H82ZM84 128H85V130H84ZM121 128V129H120ZM240 128H238V129H240ZM245 128V127H244ZM87 129V130H86ZM89 129V130H88ZM113 129V130H112ZM217 129H220V130H217ZM238 129H236V131H238ZM242 130H243V128H241ZM257 129H258V127H257ZM77 130H79V133H77ZM80 130L81 131H83V132H85V133H80ZM114 130L116 131V130H118V131H116L117 132V134H116V132H114ZM122 130V131H121ZM138 130H140V132L138 131ZM145 130V132L146 133H142L143 131ZM147 130V131H146ZM149 130V131H148ZM199 130V131H200ZM206 130V131H205ZM261 135L260 136H263L264 135V129L261 127ZM47 142L48 143H51V144H55V143H57L58 142V140L60 139V137L61 136H57L56 137V135H55V131H57L58 132V130H54V132H52V133H50L49 132V129H47ZM88 131H90V132H88ZM120 131V132H119ZM128 133H127V132ZM178 133H177V132ZM215 131V132H216ZM241 131V130H240ZM240 131H238V132H240ZM245 131V130H244ZM243 131V132H244ZM114 132V133H113ZM164 132V133H163ZM175 132V133H174ZM243 132H240L239 134H242ZM245 132H248V131H245ZM260 132V131H259ZM93 133V134H92ZM118 133H121V134H118ZM172 133V134H171ZM199 133V134H198ZM204 134V135H202V134ZM217 133V132H216ZM60 134V133H59ZM82 134V135H81ZM219 134H221V133H219ZM218 133H217V135H219ZM244 134V133H243ZM53 135V136H52ZM85 135V136H84ZM88 135H90V137L88 136ZM117 135V136H116ZM122 135V136H121ZM142 135H144V136H142ZM210 135V136H211ZM52 136V137H51ZM87 136V137H86ZM148 136V137H147ZM158 136H160V137H158ZM190 136V137H189ZM201 136H200V139H201ZM260 136H258V137H260ZM124 137V138H123ZM49 138H50V140H49ZM53 138H55V140L53 139ZM88 138V139H87ZM140 138V141L141 142H144V143H141L140 141H138V139ZM158 138H159V140H158ZM176 138V139H175ZM192 140H191V139ZM262 138H264V137H262ZM125 139V140H124ZM170 139V140H169ZM261 139V138H260ZM177 140V141H176ZM203 140L205 141V140H207L206 142H204L205 144H207V142H210L209 140H211L212 141V139H210L209 138V140H208V138L206 139H204L203 138ZM203 140L201 141V140H199V142L201 141V142H203ZM213 140H215L214 138H213ZM126 141V142H125ZM172 141V142H171ZM131 142V143H130ZM199 142H198V144H199ZM132 143L134 144V145H132ZM215 143V142H214ZM171 144V145H170ZM205 144H203V145H205ZM176 145V146H175ZM183 145V146H182ZM190 145V146H189ZM211 145H213V142H211ZM168 146V147H167ZM200 146V145H199ZM199 146H198V150L199 149H201V148H203V147H201V148H199ZM206 146V145H205ZM207 146H210L209 144H207ZM124 147H126V148H124ZM148 147V148H147ZM121 148V149H122ZM129 148H130V150H129ZM145 148V149H144ZM140 149V150H139ZM147 149V150H146ZM135 150H137V151H135ZM143 150V151H142ZM144 150H146V151H144ZM152 150H154V151H152ZM185 150V151H184ZM217 150H219V149H217ZM142 151V152H141ZM220 151V150H219ZM216 152H218V151H216ZM133 153H135L136 154V156H134V155H132ZM137 153H139V155L137 154ZM187 153V154H186ZM189 153H193L192 155H190ZM246 152H244V154H245ZM142 154H144V155H142ZM170 155H172V156H170ZM189 155V156H188ZM216 155H218V154H216ZM138 156V157H137ZM142 156V157H141ZM169 156V157H168ZM136 157V158H135ZM216 157V156H215ZM168 158V159H167ZM217 158V157H216ZM73 160H71V159H63L62 161L61 160H56L54 163H55V165H53L52 167H50L49 169H48V171H47V174H49V175H47L46 176V174L45 175H43V176H46L47 177V180H46V177H44L43 179H44V181L45 182H47V184L49 183V185H47V186H49V188H50V191L49 192H56V190L58 189V187L60 186V184H62L63 183V181L65 182V181H67L68 180V177H70L69 179H75V178H77V172H78V170L79 169H81V168H84V166L83 165H81V164H79V162H76V163H74L75 162V158L73 157L72 158ZM139 159V160H138ZM146 161H144V160ZM147 159V160H146ZM159 159V160H158ZM222 160H224L223 158H222ZM221 160V161H222ZM64 161H66V162H64ZM73 161V162H72ZM148 161V162H147ZM206 161H208V162H206ZM64 162V163H63ZM194 163V164H193ZM198 163V162H197ZM208 164V166H207V164ZM211 164L212 165H216V167L215 166H211ZM76 165V166H75ZM204 165V166H203ZM79 166H81L80 168H79ZM158 168H157V167ZM75 167V168H74ZM116 168V169H114V168ZM204 167V168H203ZM215 167V168H214ZM42 168V167H41ZM40 168V169H41ZM126 167H124V166H120V168L118 169V167H116V166H112L111 168H101V170L103 169H106V170H104V171H101V172H105V173H110L111 172V170L113 171V169L115 170V172H117V171H128V169L126 168ZM191 168V169H190ZM201 168H202V170H201ZM212 168H214V169H212ZM40 169L38 170V172L41 174V172H40ZM111 169V170H110ZM123 169H125V170H123ZM51 170V171H50ZM140 170L139 171H137V172H140ZM147 170V171H146ZM110 171V172H109ZM156 171H158V172H156ZM177 171V172H176ZM206 171V172H207ZM206 172L205 173H200V175L201 176H205L206 175ZM219 172V171H218ZM112 173V172H111ZM131 173V172H130ZM133 174H134V172H132ZM132 173H131V175H132ZM152 173L154 174V175H152ZM156 173V174H155ZM157 173H159L160 175H161V173H163L162 174V176L161 177H159L160 175H158ZM191 173V174H190ZM220 174H221V172H219ZM217 174V175H219L220 176V174ZM73 174V175H72ZM42 175V174H41ZM41 175H38L39 177H41ZM51 175V176H50ZM75 175V176H74ZM136 175V174H135ZM147 175H149V177L147 176ZM156 175H158L157 177H156ZM185 175H189V177L187 178V176H185ZM42 176V177H43ZM50 176V177H49ZM73 176V177H72ZM78 176H79V174H78ZM134 176V175H133ZM183 176V177H182ZM218 176V177H219ZM64 177V178H63ZM151 177V178H150ZM181 177V178H180ZM159 178V179H158ZM42 179V178H41ZM187 181H186V180ZM182 180H183V182H182ZM56 183V184H55ZM58 183H60V184H58ZM183 183H185V184H183ZM164 184V185H163ZM55 185V186H54ZM56 185H59L58 187L56 186ZM154 185H155V187H154ZM143 186V187H142ZM177 186V187H176ZM235 186V185H234ZM48 188V187H47ZM52 188H53V190H52ZM146 188V189H145ZM233 189H236L235 187H232ZM56 189V190H55ZM232 189V190H233ZM41 190V189H40ZM40 190H35L36 191V193L34 192V190L33 189H29V188H23V189H21V193H22V195L23 196H21V198L22 199H20V200H22V201H20L21 202V204H22V206L23 207H25L26 208V211H24L23 213H22V215L20 216L21 218L22 217H24V216H28V215H32V214H35V215H43L46 211H47V214H48V211H49V205H48V202H47V204L45 203V198H43V196L40 194V192H39V194L42 196V198L40 197V195L39 194H37L38 193V191H40ZM157 191L158 193H159V195L161 196L160 197V199L159 200H150L149 201V198H150V195H151V191ZM140 191V192H139ZM144 193H143V192ZM149 191V196L148 195H146V192H148ZM190 190L189 189H187V191L186 192H188V193H190V195H192V193L191 192H189ZM162 192V193H161ZM20 193V194H21ZM42 193V192H41ZM39 195V196H38ZM112 195V196H111ZM125 196V193H121V192H119V193H113V192H110V194L108 193V196L107 197H109V198H106L105 199V201L104 202H106L105 204H104V202H103V204L104 205H102L103 207L101 208V210L103 209V210H105L106 208L107 209H110V210H108L109 212H107L106 213V215H105V217L103 218V220H102V224H103V226L104 227H106L105 225L106 224H111V223H113V221L115 220V219H117V221H123V220H126V218L128 217L127 216V214H126V216H125V214H123L121 211L123 210V208H124V200H123V198H124V196ZM114 196V197H113ZM35 197V198H34ZM38 197H40V198H38ZM149 197V198H148ZM31 200H30V199ZM38 198V199H37ZM113 198V199H112ZM122 200H121V199ZM169 198V197H168ZM29 199V200H28ZM44 199V200H43ZM107 199L108 200H110V199H112L111 201H107ZM150 199H152V198H150ZM35 201V202H33V201ZM147 200H148V202H147ZM155 201H157V202H159V204L157 203L156 204V202ZM196 201H197V199H195V202H194V204H193V206H195V203H196ZM115 203V204H112V205H109V204H111V203ZM172 202V201H171ZM33 203V205H32V208L30 207L29 209H28V206L29 205H31ZM147 204V205H146ZM153 204V205H152ZM48 205V206H47ZM115 205H116V207L117 208H115ZM107 206V207H106ZM111 206V207H110ZM150 207V209H149V207ZM106 207V208H105ZM152 207H153V209H152ZM114 208V209H113ZM164 208H166V209H164ZM172 208V209H171ZM193 208V207H192ZM113 209V210H112ZM159 209V210H158ZM169 209V210H168ZM170 209H171V212H170ZM118 210H120V211H118ZM147 210V211H146ZM152 210V211H151ZM150 211H151V213H150ZM192 212V213H190V212ZM198 211H200V212H198ZM87 212V211H86ZM85 212V214H84V216L83 217H80L79 218V220L81 221L83 218H85L86 219V216H87V214H88V216L87 217H89V216H91V212L90 211H88L87 213ZM111 212H113V213H111ZM157 212V213H156ZM164 212H166V213H164ZM178 212V213H177ZM198 212V213H197ZM149 213V214H148ZM148 214V215H147ZM168 214H170V215H168ZM185 214V215H184ZM107 215H109V216H107ZM111 215V216H110ZM118 215V216H117ZM152 215H155V216H152ZM159 215V216H158ZM182 215H184V216H182ZM190 215V216H189ZM116 216H117V218H116ZM168 216V217H167ZM150 217H152V218H150ZM91 217H89L88 219H90ZM109 218H110V220H109ZM160 219V220H157V219ZM11 219V218H10ZM10 219H7V220H5L4 222H3V224L6 226L7 225V223H9V222H11L12 221V219L10 220ZM172 220V222H171V220ZM79 220L76 222V223H78L79 222ZM107 220H109V221H107ZM155 220H157V221H155ZM162 220V221H161ZM175 220V221H174ZM61 221V220H60ZM6 222V223H5ZM108 222V223H107ZM165 222V223H164ZM169 223V225H168V223ZM177 222H179V223H177ZM63 223V224H62ZM181 223H183V224H181ZM55 224H57V225H55L54 227L55 228H57V230L59 229V230H61V229H63V227L65 226V222L64 221H62V222H59V220H57L56 221V223ZM180 226H179V225ZM61 225H63V226H61ZM175 225V226H174ZM185 225V226H184ZM60 226V227H59ZM108 226V225H107ZM188 226V227H187ZM179 228V229H178ZM187 228V229H186ZM6 231L8 230L7 229V227H5L4 228ZM177 229V230H176ZM5 230H2V229H0V233L1 234H3V233H5L6 231ZM185 230H187V231H185ZM5 231V232H4ZM178 232H180V233H178ZM30 233V230H28V231H26V233L24 232V235H28ZM23 235V234H22ZM41 235V234H40ZM68 234H62L61 235V239L63 240L62 241V243H61V245H59V246H56V247H52V248H48V244H47V252L45 253V252H43V250L45 249V247H44V245L42 246V243H40V244H38L37 245V248L35 249V250H37L38 251V254H37V257H34L33 258V260H34V264H73V262H77V260L79 259V257H77V249L79 248L78 246L79 245H77L76 243H75V241L73 240V239H71L70 238V236L68 235ZM159 234H152V235H148V236H145V239L143 238V240L141 241V243L140 244H138V245H136L137 247H135L136 248V250H134L135 252H139V251H141L143 248L142 247H145V248H147V251H149V250H153V249H155V248H157L158 247V245H154V243H158V240H159ZM151 238V239H150ZM65 239L67 240L66 242H65ZM144 241V242H143ZM71 245H70V244ZM142 243H144V246L143 245H141ZM44 244V243H43ZM153 245V246H152ZM67 246H69V247H67ZM9 246H8V244H7V246H4V247H2L1 249H0V253H2L4 250H6L7 248H8ZM152 247V248H151ZM138 248H140V249H138ZM144 248V250L146 251V249ZM202 248H203V246H202ZM41 249H43V250H41ZM159 249V248H158ZM2 250V251H1ZM69 250H71V251H69ZM73 250V251H72ZM44 253V254H42V252ZM41 252V253H40ZM72 252H73V254H72ZM74 256V257H73ZM78 259H77V258ZM76 258V259H75ZM133 258V257H132ZM135 259V260H134ZM132 261L134 262H132V264H140L141 262V260H138L139 258H134ZM141 259V258H140ZM76 260V261H75ZM47 261V262H46ZM32 263V264H33Z\"/></svg>","mask_w":264,"mask_h":264}]
</instances>
